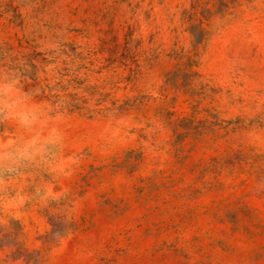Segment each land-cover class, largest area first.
<instances>
[{
	"label": "rangeland",
	"instance_id": "rangeland-1",
	"mask_svg": "<svg viewBox=\"0 0 264 264\" xmlns=\"http://www.w3.org/2000/svg\"><path fill=\"white\" fill-rule=\"evenodd\" d=\"M0 264H264V0H0Z\"/></svg>",
	"mask_w": 264,
	"mask_h": 264
}]
</instances>
